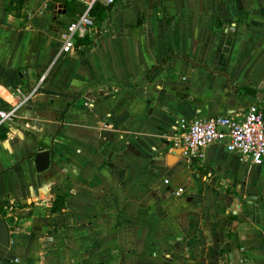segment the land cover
Returning <instances> with one entry per match:
<instances>
[{
	"label": "crops",
	"instance_id": "obj_1",
	"mask_svg": "<svg viewBox=\"0 0 264 264\" xmlns=\"http://www.w3.org/2000/svg\"><path fill=\"white\" fill-rule=\"evenodd\" d=\"M43 74L0 127V264H264V160L176 144L182 118L264 110V0H0V108Z\"/></svg>",
	"mask_w": 264,
	"mask_h": 264
},
{
	"label": "built area",
	"instance_id": "obj_2",
	"mask_svg": "<svg viewBox=\"0 0 264 264\" xmlns=\"http://www.w3.org/2000/svg\"><path fill=\"white\" fill-rule=\"evenodd\" d=\"M113 5L118 0H101ZM97 28L96 18L87 9L71 22L63 36V51L69 53L77 46V39H84ZM43 74L37 86L30 92L15 90L16 103L8 109L0 108V127L17 117L18 110L39 92L46 81ZM176 144L182 146L193 158H203L207 147L220 144L228 151L237 153L242 160L261 163L264 160V110L251 104L244 114H222L199 117L193 120L182 118L177 124Z\"/></svg>",
	"mask_w": 264,
	"mask_h": 264
},
{
	"label": "water",
	"instance_id": "obj_3",
	"mask_svg": "<svg viewBox=\"0 0 264 264\" xmlns=\"http://www.w3.org/2000/svg\"><path fill=\"white\" fill-rule=\"evenodd\" d=\"M55 1L56 2H64L65 0H55ZM49 158H50V152L49 151L43 150L37 154L36 161L39 165L38 166L39 170L45 169L44 163L47 164V162H49ZM47 166H49V163ZM9 240H10V230H9L8 225H7V222L5 219H0V243H2L4 245H8Z\"/></svg>",
	"mask_w": 264,
	"mask_h": 264
},
{
	"label": "trees",
	"instance_id": "obj_4",
	"mask_svg": "<svg viewBox=\"0 0 264 264\" xmlns=\"http://www.w3.org/2000/svg\"><path fill=\"white\" fill-rule=\"evenodd\" d=\"M93 13H94V11H93ZM94 14H95V13H94ZM95 15H96V14H95ZM97 15H98V14H97ZM97 15H96V16H97ZM98 16H99V15H98ZM98 16H97V20H100L102 17H98ZM244 93L252 94V93H253V90L248 88V89H245V90H244Z\"/></svg>",
	"mask_w": 264,
	"mask_h": 264
}]
</instances>
